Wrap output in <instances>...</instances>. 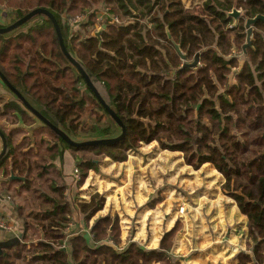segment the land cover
Returning a JSON list of instances; mask_svg holds the SVG:
<instances>
[{
	"label": "trees",
	"instance_id": "trees-1",
	"mask_svg": "<svg viewBox=\"0 0 264 264\" xmlns=\"http://www.w3.org/2000/svg\"><path fill=\"white\" fill-rule=\"evenodd\" d=\"M22 2L26 11L19 8L16 20L0 28L33 10L49 11L68 53L125 126L126 136L109 146L77 148L43 124L55 140L31 157L32 151L14 144L13 134L0 123L8 145L0 161V177L9 184L25 182V189L33 194L28 203L34 208L31 221L22 218L19 240L0 249V264H179L174 246L182 230L180 220L164 233L157 249L147 250L136 242L122 246L119 219L96 217L105 204L99 194L88 202L74 201L89 235L67 234L75 208L65 194L69 187L64 176L53 162L69 151L80 173L76 186L81 188L91 172L99 173L105 159L123 163L151 144L182 154L195 171L211 165L222 175L223 191L247 220L246 250L237 254L233 264H264L263 21L252 26L251 44L244 49L246 22L264 16V0H204L193 7L182 0ZM234 10L241 12L238 25L229 16ZM79 15L84 21L71 26V19ZM197 56L196 68L185 67ZM0 72L73 141L121 135L122 129L62 53L46 17L0 35ZM15 101L0 97V117L5 122L32 126L39 120ZM84 115L95 118L87 123L82 121ZM34 174L44 180L34 183L30 178ZM12 175L24 181L11 180Z\"/></svg>",
	"mask_w": 264,
	"mask_h": 264
},
{
	"label": "rangeland",
	"instance_id": "rangeland-1",
	"mask_svg": "<svg viewBox=\"0 0 264 264\" xmlns=\"http://www.w3.org/2000/svg\"><path fill=\"white\" fill-rule=\"evenodd\" d=\"M182 1L186 7H193L200 6L204 0ZM24 5L25 4L22 2V0H0V9L2 10H0V26H5L15 21L18 9L22 8ZM22 10L24 12L26 11L25 8H22ZM77 12L78 11H76L75 13ZM79 16H76L71 19V22L74 23L75 19ZM82 17L83 20H81V22L84 21V16ZM37 18H40V16L36 17L35 19ZM234 20V25H238L239 22L235 18ZM96 27L99 31L100 36L101 27L98 25ZM46 36L48 35H45L43 38H48ZM12 37H10L9 39H11ZM21 44L25 45L26 41H22ZM3 90L4 89L0 87V92ZM5 93L7 98L9 99L10 97L8 93L6 91ZM6 96L2 95L1 97L6 98ZM20 104L23 108H25V106L21 102ZM93 117L94 116L84 115L82 121L85 120L84 122L87 121V123H90L91 118H95ZM104 121L108 122L107 116H105ZM0 123L3 127H5V120L3 117H0ZM34 123L40 122L34 121ZM40 125L42 124H38V131L34 134L37 139V144L34 148V151L31 153V157L35 156V151H37V153H40L41 151H43L44 147L47 144H50L51 140H55L53 136H51L49 131L45 128V126ZM7 129V132L11 133L10 129ZM45 137H50V139ZM23 138L24 137L21 132H15L12 136L13 142L22 141L21 145H23L24 141H26L25 139L23 140ZM81 140V138L77 139V141ZM153 147L147 150L148 154L150 153L153 155L154 152L158 150L160 151V148L157 145L155 146L156 151L152 150ZM1 149L2 148H0V150ZM146 162L148 163L146 164V168L144 169H149V177L148 179H145L142 175H140L139 180H145L146 183V181L151 178L149 182L150 185L153 180L156 181L155 186L151 185V193L158 192L157 186L160 187L162 184L168 186L169 190L165 193V199L170 200L169 211L173 210V213H170L171 216H173L172 220H180L182 222V230L175 239L174 246V256L179 259V264H233L235 262L234 259L237 254L240 251L246 250L247 220L246 217L243 216L241 211L238 209L237 204H234L235 201L230 199L227 194L223 191V185L225 180L222 175L218 173L211 165H205L200 170L195 171L193 168L188 167L183 158V155L180 153H163V156L157 157L154 162L151 160H147ZM102 163H100V166L102 165ZM101 171L102 170L100 169L99 173L91 172L85 182V185L81 188H77L75 180L72 177L70 180H68V178L66 177V182L68 184L66 182L65 183L69 187V190L67 191V199L69 203L73 204V207L75 208L74 214H76V217L78 218L81 216L83 218V215L78 212L77 205L75 204L74 206L73 199L76 198L77 200H85L86 197L91 198L93 195L96 194H99L104 197L105 208L101 214L107 216L106 214L111 213L114 217H117L119 219L121 230L124 229V233L122 234L124 240H122V242L128 243L127 238L133 220L129 218L128 213L125 212V208L133 207V209H138L139 203L136 202L135 198L132 196V200L128 202H123L124 204L120 200L119 205V202L117 203V197L114 196L113 198L108 199L105 193H100L101 187L99 186V178L101 176L99 175L102 174ZM51 177L55 178L56 174H51ZM30 178L33 179L32 181L34 183L42 182L44 180L43 178H40L37 174L32 175V177ZM94 187H98L100 191H93L92 189ZM153 187L156 188L153 189ZM111 201H113L114 206H112ZM141 201L142 205H146V203L148 202L144 199H142ZM171 203L173 204V206L171 205ZM113 207H117V209L119 207V210H114ZM165 208H167V206ZM182 208H184L185 210L184 213H181ZM119 212L127 218L121 219L117 215ZM161 212L164 213L163 209ZM176 221L175 223L173 222L174 226L176 224ZM70 223H73L75 226L74 222ZM143 227L144 229L142 230L146 234L148 231L147 229H149V222ZM228 227H230L229 234ZM163 235L161 236L163 237ZM144 247L147 250L155 249L148 248L146 246Z\"/></svg>",
	"mask_w": 264,
	"mask_h": 264
},
{
	"label": "crops",
	"instance_id": "crops-1",
	"mask_svg": "<svg viewBox=\"0 0 264 264\" xmlns=\"http://www.w3.org/2000/svg\"><path fill=\"white\" fill-rule=\"evenodd\" d=\"M0 87L4 89L3 91L0 92V97L2 95L6 96L5 93L6 91L10 98L8 99L7 96L6 98L4 97L1 98H4L7 101L11 100L16 103L15 99L18 98L7 87L6 88L3 87L1 82H0ZM38 122L40 123H33L32 126H26L22 122L15 124L14 123L11 124V122H5L4 126L6 129L9 128L10 132L13 135L15 132H21L24 137L23 140L24 139L26 140L24 141V144L21 145L22 141H14L13 143L23 148L24 152H28L30 150L33 152L37 144V139L34 134L37 133L38 131L39 128L38 124H42L40 126H43V123L40 120H38ZM8 134L10 133L8 132ZM45 138L49 139V137H45ZM156 145L155 144L144 145L137 153L130 154L129 159L123 163H117V162H113L110 159H105L102 165L100 166V169L102 170L101 171L102 174L99 175L101 176L99 178L100 179L99 186L101 187V191L98 189V187H94L92 189L93 191H97V192L100 191V193L101 192L105 193L108 199L113 198L114 196L117 197V203L120 200L122 203L131 201L133 196L136 202L139 203V208L138 209H133V207L125 208V212H127L129 218L133 220L131 223L130 232L128 234L127 241L136 242L140 245L142 244V246H146L148 248H155V249L160 245V240L162 237L161 235H163L167 230L168 231L171 230L176 221V220H172L173 216H171L170 214L171 212L173 213V210L169 211L170 200L165 199L166 198L165 193L166 191L169 190V187L166 186L165 184H162L160 187L157 186L158 187L157 193H151L152 191L151 185L155 186L156 181L153 180V182L150 185L149 182L151 178L147 180L146 183L145 180H141V181L139 180L140 175H142L145 179H148L149 177L148 176L149 169H144L146 168V164L148 163L146 162L147 160H151L154 162L157 159V157H162L163 153L171 154V152L163 151L161 149L160 151L159 150L156 151V147H155ZM152 147H153L152 150L156 151L154 152L153 155L150 153L148 154L147 152V150H149ZM0 148H2L1 139H0ZM34 154L35 156H37L39 153L35 151ZM53 164L57 167V169H59L62 175L65 176V182H66V177L68 178V180H70L71 177L73 178V172L75 168H77V165L75 164V160L73 159L71 153L65 151L62 160L58 158L53 162ZM24 183L25 182L9 184L6 178L0 177V214L5 218L6 222L11 227L12 229L11 233L14 234L16 237L22 234V231L24 229V223L22 221V218L31 221L29 215L34 211L33 210L34 208H32L28 203L29 199L33 194L31 191H27L25 189ZM155 188L156 187H153V189ZM68 190L69 188L66 189V191ZM65 194L67 195V192ZM75 199L76 198H74L73 201H75ZM142 199L148 201L146 205H142V201H141ZM85 200L89 201L90 198L86 197ZM111 204L112 206H114L113 201H111ZM171 205L173 206L172 203ZM166 206L167 208H165ZM113 209L119 210V207L118 209L117 207H113ZM162 209L164 213L161 212ZM103 210H101L96 215V217L105 216L101 214ZM74 213L75 212L73 211V214ZM106 215L114 217L111 213H108ZM117 215L121 219L127 218L120 212ZM72 222L75 223V227L73 229L74 232L73 234L75 235H72V233H70V229L68 230L67 227V234L69 235V237L76 235H86V236L89 235V229L85 227V223L81 216L77 218L76 214H74L72 218ZM93 222L94 219L91 220L90 225H92ZM148 222H149V229L147 230L149 232L147 231V233L145 234L142 229H144L143 226ZM229 230L230 227H228V234L230 232ZM123 233H124V229L122 230V234ZM7 234L9 233H4L0 231V242L6 241L5 235ZM122 240H124L123 236H122ZM34 241L37 242V236L36 237L34 236ZM127 245L128 243L126 242H123L122 244V246H127Z\"/></svg>",
	"mask_w": 264,
	"mask_h": 264
},
{
	"label": "water",
	"instance_id": "water-1",
	"mask_svg": "<svg viewBox=\"0 0 264 264\" xmlns=\"http://www.w3.org/2000/svg\"><path fill=\"white\" fill-rule=\"evenodd\" d=\"M39 16H44L49 21L52 22V24H53V26L55 28L56 34L58 36V39H59V43H60V47H61L62 53L64 54L66 59L69 61V63L72 65V67H74L78 71L80 76L85 80V83L91 89V91L94 93V95L98 99V101L102 104V106L104 107L106 112L110 115V117L114 120V122L117 123V125L122 129L121 135H119L116 138H111V139L92 140V141H86V142H75L66 133H64L59 128L55 127L47 119H45L39 112H37L25 100V98L11 85V83L4 77V75L0 72L1 81L19 99V101L26 107V109H28V111H30L35 117H37L44 125H46L51 131H53L58 137H60L68 145H70L72 147L83 148V147H102V146H109V145H112V144L119 143L126 136V128H125V126L122 124V122L116 116L115 112L102 99L101 95L99 94L97 89L94 87V85L92 84V82L89 79L88 75L84 72V70L79 65V63L77 61H75V59H73L71 57V55L68 53L66 45L64 43V40L62 38V34H61V31H60L59 25H58L56 19L54 18V16L49 11H47L45 9L33 10L29 14H27L25 17H23L22 19H20L16 23H14L13 25H11L9 27L0 28V35L9 34V33L13 32L15 30L21 28L22 26H24L25 24H27L28 22L32 21L33 19H35L36 17H39ZM229 16L233 17L235 19H238L239 17H241V12H239L237 10H234ZM258 21H263L264 22V16L260 15V16H258L256 18L250 19V20H248L246 22L247 44L244 47V49H246L247 47L250 46L251 37H252V33H253L252 26L254 24H256ZM105 28L106 27L103 26V29H105ZM97 36H99V33H97ZM198 65H199V56L196 57L194 63H192L191 65H186L185 67L196 68ZM0 139L2 141V151L0 153V161H1L4 158V156L6 155L7 148H8L6 137L4 136V134L1 131H0ZM11 180L24 181V179H21L19 177L14 176V175L11 176ZM5 239H6V241L0 242V247L1 248L7 247V246H11L16 239L19 240V238H17L12 233H9V234L5 235Z\"/></svg>",
	"mask_w": 264,
	"mask_h": 264
},
{
	"label": "built area",
	"instance_id": "built-area-1",
	"mask_svg": "<svg viewBox=\"0 0 264 264\" xmlns=\"http://www.w3.org/2000/svg\"><path fill=\"white\" fill-rule=\"evenodd\" d=\"M101 19V16L98 18V21H100ZM81 20H83V17L82 16H79L75 19L74 23L71 22V26H74V25H78ZM80 178V175H79V169L78 168H75L74 172H73V179L75 180V183L78 182ZM184 208L181 209V213H184ZM74 224L73 223H70L68 225V230L70 229V233H72V235H75L73 234V229H74ZM11 227L8 225V223L6 222L5 218L0 214V231L4 232V233H11Z\"/></svg>",
	"mask_w": 264,
	"mask_h": 264
}]
</instances>
